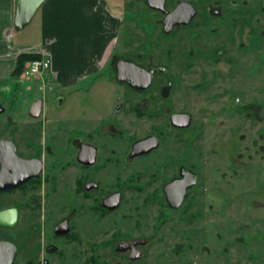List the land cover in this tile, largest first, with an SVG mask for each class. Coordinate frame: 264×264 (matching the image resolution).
Masks as SVG:
<instances>
[{
    "label": "flooded vegetation",
    "instance_id": "flooded-vegetation-1",
    "mask_svg": "<svg viewBox=\"0 0 264 264\" xmlns=\"http://www.w3.org/2000/svg\"><path fill=\"white\" fill-rule=\"evenodd\" d=\"M118 1L126 2L121 7L113 1L120 10L153 12L155 25L152 29L156 36L147 40L141 51H125L126 48L117 53L115 42L108 63L119 93L114 102L109 101V105L101 108L104 116L91 119L84 112L70 115L66 92L51 85L50 79H44V83L34 80L32 87L16 81H11L13 84L6 88L5 83L0 84V185L17 182L14 187L0 190V209L13 207L16 210L13 224L0 226L14 231L15 264H102L105 248L111 253L110 264H134L143 257L144 246L148 243L145 236L133 233V219L138 214L157 219V229L162 231L160 236L165 244L171 241L170 235L177 234L178 224L188 230L194 258L185 264H197L198 257L203 254L209 261L214 256L213 244L207 240L209 234L213 236L214 230L224 229L225 226L220 225L225 223L223 220L229 213L230 204L243 194L234 193L235 187L239 186L238 180L244 176L243 164L236 162L244 147L240 146L243 132L239 127L246 113L261 118L264 105V98L260 97L264 84L248 83L246 86L245 83L247 78L251 80L249 75L260 73L262 68L244 65L247 51L243 47L247 24L255 27L261 20H246L245 9L240 6L236 5L231 13L230 8L213 6L212 2L204 5V0ZM134 2H138V9L129 6L135 5ZM176 7L178 21L165 30L164 19ZM254 32L249 28V38L253 39L250 40L251 48L258 47ZM214 33L228 35L229 47L237 36L239 49L231 50L226 43L215 44ZM170 37L173 40L165 42ZM173 50L177 51L179 67L171 77L168 62L152 59L157 56L169 58ZM119 58L129 59L137 65L126 68L121 65L126 74L132 68L135 69L133 73L140 71L135 73L139 75L134 78L137 86L117 79ZM149 70L152 80L141 87L147 79L143 73ZM187 76H192L190 80L195 76L198 78L189 82ZM15 78L18 79L10 74L11 80ZM158 81L159 85H156ZM155 87L160 97L155 100L160 107L156 113L163 117L160 125H167L168 131L163 134L159 128L158 132L132 137L120 124L124 121L120 113L126 112L130 118L141 120L150 117L148 95ZM175 89L180 90V96L185 89L195 91L194 96H200L196 101L209 108L216 104V108L203 115V122L194 126L196 116L193 111L169 108V97ZM5 90L12 91L7 99ZM26 92H32L33 97L27 94L23 99H17ZM173 113H187L188 124H174ZM228 120L234 122L232 129ZM187 130L190 134L185 136ZM152 135L158 139L156 147L133 153L132 146L136 141ZM164 138L170 139L172 147L165 148L160 157L153 159L156 150L165 143ZM230 138L232 148H229ZM226 156L227 161L223 162ZM143 159L150 161L143 164L142 171L135 169L138 161ZM103 169L114 174L116 185L105 193L101 190ZM127 169L130 172L122 177L119 170ZM6 170L18 176L20 181L5 179ZM139 176L142 177L140 180ZM175 180L190 182L176 207L170 205L165 191V186ZM125 186L135 189L136 199L140 198L139 206H134L136 215L131 207L128 213H122V217L113 216L112 225L103 231L102 218L116 215L122 208ZM259 189L263 190V186ZM117 193L118 204L105 206L104 199ZM151 206L159 210L148 211ZM171 226L174 227L171 229ZM215 233L221 235L219 231ZM225 244L220 253L225 251ZM172 254L176 256V249ZM161 260L165 262L164 258Z\"/></svg>",
    "mask_w": 264,
    "mask_h": 264
},
{
    "label": "rangeland",
    "instance_id": "rangeland-1",
    "mask_svg": "<svg viewBox=\"0 0 264 264\" xmlns=\"http://www.w3.org/2000/svg\"><path fill=\"white\" fill-rule=\"evenodd\" d=\"M103 1L107 11L111 14H117L116 16L119 21L117 33L118 39L116 40L117 53H121L126 48L127 49L125 51H134L135 49L141 51V49H144V44L147 42V40L150 41L156 36V31L152 29L155 25L153 12L149 10H120L116 7L113 1H116V3H118L121 7L125 6L126 2H120L118 0ZM206 2H212L213 6L219 5L224 9L230 8L231 13H233L232 9L237 8V5L240 6V8L245 9L244 18L246 20H261V24H258L255 27H250V24H247L244 38L245 46L243 49L247 51L244 59V65H260L262 68L260 73L249 75L251 80L247 78L245 82L246 86L248 83L264 84V0H204L203 4L206 5ZM134 4L135 5L129 6L131 8L138 9V2H134ZM249 28H252L255 31L253 33L256 40L255 43L259 48L250 47V40L252 38H249ZM14 34L15 35L12 36V42L14 44L37 43L40 40L39 24L33 18L22 29H15ZM235 34L237 35L236 32ZM170 40L173 39L171 37L166 38L165 42ZM228 41V35H225V33H221L219 35L218 33H214L213 42L215 44L226 43L228 48L231 50L237 51L239 49L237 36H235V43L233 42L230 47L228 45ZM171 52L169 58H165V56H157L152 60H164L168 62L171 71L169 74L171 77H173L178 71L179 64H177V61L179 60L177 59V51L173 50ZM254 52L255 54H253ZM260 60H262V63L257 64V62ZM210 70L214 71L212 68ZM112 72L113 70L110 63H107L94 74L66 86H60L56 84L53 79H51L52 75L49 74L45 75L43 78H27L22 75V73L16 76L18 79L15 78L14 80H11L10 76L7 78H1L0 84L3 85V83H5L6 88L10 83H12L11 81H16L18 83L24 82L22 85H25V87H32V82L34 80L42 82L44 79L45 81H47L46 79H50L51 81L49 83H51V85H57V87L61 88L63 92H66L65 94H67L70 115H77L84 112L87 118L96 119V117L104 116L101 108H103L105 105H109V101L114 102L116 100V94L119 93V88L117 86L118 83H116V80H112L111 78ZM187 77L189 78L192 76ZM196 78L198 77L195 76L193 80ZM191 80L190 78L188 79L189 82H191ZM193 80L192 82H194ZM159 81L156 85H159ZM22 85L21 87L23 88ZM156 88L157 87L150 90L148 95L149 99H151L149 101V115L151 118L144 117L145 120H141L140 118H130L131 115L129 113H120V116H122L124 120L122 123L120 122V124L129 130V132L132 134V137L140 136L150 131L158 132L159 128H161L160 130L164 131L163 134L167 133L168 131L167 125L164 124V127L160 125L163 122V117L160 115L158 116V113H156V111L160 109L159 103L155 101L158 98L160 99L156 92ZM254 88H257V86H254ZM176 89L169 97L171 101L169 108L193 111L196 116L193 122L194 126H197L203 122V115L208 113L210 114V112L213 111L212 109L216 108V104H213V108H209L208 106L204 105V103L196 101L197 99H200V96L195 97V91H189L185 89V91H182L180 96V90L182 88H180L178 92ZM11 92V90L3 91L5 94V99H7ZM27 94H31L29 96L33 97L32 92H26L22 96H18L17 99H23ZM260 97L264 98V92L261 93ZM133 98L134 97H131V99ZM208 109H210L209 112L206 111ZM248 115L249 114L246 113L244 121L240 123L239 131L243 132V138H241L240 146L243 145L244 147L243 153L240 151L242 155L236 160V162L240 161L243 164L241 169H244V176L238 180L239 186L235 187L234 190V193L236 194L238 192H243V194L237 197L230 204L229 213L223 220L225 223L220 225L222 227L225 226L226 229L225 227L224 229L218 228L219 230H214L213 236L212 233H210L207 238V240L213 244V259L208 261L206 260L207 256L203 254L198 257L197 264H264V105L261 109V118L254 117V115L250 117ZM228 121L229 122L227 124H230V128L232 129L234 122L231 120ZM104 129L106 130V127H104ZM130 129H133L134 131L132 132ZM189 134L190 130L184 132L185 136ZM164 139L165 143H162L161 148L156 150L152 157L153 159L160 157L161 152L165 148L172 147V144L169 143L170 139ZM229 140V148H232V138ZM236 151L237 150L234 151V154ZM225 159L222 161H227V156ZM146 161H150V159L138 161V164L135 165L134 168L138 170L143 169V164L146 163ZM130 168L132 167L130 166ZM129 172L130 169L124 170L122 172L119 170V173L122 177L127 176ZM101 178H103L101 184L102 193H105L116 186L114 174H112L110 170L103 169L101 171ZM140 178L142 177L139 176L138 179L140 180ZM261 185L263 186V190L259 189ZM123 189L125 190V196L122 208L119 210V212H117L118 214L104 216L102 218V230L107 228L109 225H112L113 216L120 218L122 217V213H128L131 207H133V215H136L137 209L134 206H139L140 198L139 200L136 199L138 194H135V189L130 190L128 186L123 187ZM139 195H141V193H139ZM242 203L243 206H241ZM140 210L145 211V209ZM147 210L150 212H155L156 210H159V208L151 206V208ZM143 217L144 216L141 214H138L134 217L133 233L135 236H145L148 240V243L146 246H144L143 257H141V259L134 264H185L189 263L194 258L189 246L190 237L188 230L182 229V226L178 224L176 226V231L178 230L176 232L177 234L170 235L171 241L165 244L164 242L166 241H164V239L162 240L160 236L162 231L157 229V227H159L156 221L157 219ZM136 222L139 223L137 224ZM173 227L174 226H171V229ZM167 230L166 232L170 233V231ZM215 231H219L221 235L217 236ZM0 238L14 242L15 235L13 229L2 228L0 226ZM210 239L213 240L211 241ZM223 244L226 245V248L223 253H220V249ZM175 249L177 254L176 256H173L172 253L175 251ZM163 253L165 256H163ZM162 258L165 259V262H161ZM102 261V264H110L111 253L108 251V248H105L102 251Z\"/></svg>",
    "mask_w": 264,
    "mask_h": 264
},
{
    "label": "crops",
    "instance_id": "crops-1",
    "mask_svg": "<svg viewBox=\"0 0 264 264\" xmlns=\"http://www.w3.org/2000/svg\"><path fill=\"white\" fill-rule=\"evenodd\" d=\"M116 15L103 0H45L33 16L39 42L14 44V0H0V79L10 76L21 52L50 56L48 74L56 84L85 79L110 59L118 33Z\"/></svg>",
    "mask_w": 264,
    "mask_h": 264
},
{
    "label": "water",
    "instance_id": "water-1",
    "mask_svg": "<svg viewBox=\"0 0 264 264\" xmlns=\"http://www.w3.org/2000/svg\"><path fill=\"white\" fill-rule=\"evenodd\" d=\"M45 0H14V17H13V25L17 29H22L25 25H27L33 16L35 15L36 11L39 9V7L43 4ZM176 7L174 10L170 11L167 13L165 17V30H168L171 24L174 22L178 21L175 18L176 14ZM188 20H185L186 22ZM173 22V23H172ZM123 67H135V63L129 59H124V58H119L117 60V79L119 81H126L127 83L131 85L137 86V82L134 80L136 76L139 77V75H136L140 71H135L134 68L130 69V73L128 74L124 73L125 70L122 68ZM137 66V65H136ZM142 74V72L140 73ZM145 77L146 76V82L141 85V87L147 86L151 80H152V71H146L143 73ZM171 120L174 124L178 125H186L189 122V115L187 113H173L171 115ZM158 144V139L155 136H149L143 139H140L136 141L133 146H132V151L133 153H139V152H144L147 151L153 147H156ZM23 164V163H22ZM28 176L23 177L22 179H26ZM1 178V177H0ZM5 179H14L15 181H20V178L18 176H13V174H9L6 170ZM15 182L14 184H9V185H0V190L1 189H7L9 187H14L16 186ZM178 184H180V187L178 188ZM190 185V182L186 180L182 181H172L168 183L165 186V191L167 194V200L172 206H178L182 200L183 193L186 189V186ZM178 189H181L182 192L180 193ZM177 194V196H175ZM179 194V195H178ZM119 201V193L117 194H112L109 195L104 199V205L108 207H114L115 205L118 204ZM16 217V210L13 207H8V208H3L0 209V224L3 225H12ZM16 254V245L13 241L7 240V239H2L0 238V264H12L15 258Z\"/></svg>",
    "mask_w": 264,
    "mask_h": 264
},
{
    "label": "built area",
    "instance_id": "built-area-1",
    "mask_svg": "<svg viewBox=\"0 0 264 264\" xmlns=\"http://www.w3.org/2000/svg\"><path fill=\"white\" fill-rule=\"evenodd\" d=\"M52 60L48 55H39L28 59L22 69V75L27 78H43L51 72Z\"/></svg>",
    "mask_w": 264,
    "mask_h": 264
},
{
    "label": "trees",
    "instance_id": "trees-1",
    "mask_svg": "<svg viewBox=\"0 0 264 264\" xmlns=\"http://www.w3.org/2000/svg\"><path fill=\"white\" fill-rule=\"evenodd\" d=\"M37 56H39V54L36 52H21V53H19L17 55L16 64H15L11 74L14 76H18L22 72V69L24 67V63L28 59L33 58V57H37Z\"/></svg>",
    "mask_w": 264,
    "mask_h": 264
}]
</instances>
